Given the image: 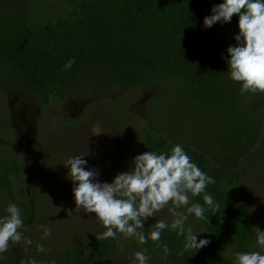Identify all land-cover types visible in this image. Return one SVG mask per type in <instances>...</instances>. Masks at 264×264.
Segmentation results:
<instances>
[{"label":"trees","instance_id":"obj_1","mask_svg":"<svg viewBox=\"0 0 264 264\" xmlns=\"http://www.w3.org/2000/svg\"><path fill=\"white\" fill-rule=\"evenodd\" d=\"M60 1L59 8L46 7L52 14L44 21L32 24L31 12L46 6L45 0H0L1 89H17L22 93L18 102L32 99L36 120L42 119L41 110L51 98L64 100L78 94L84 100L105 99L132 86L152 90L155 97L164 93L166 110H151L150 126L141 124L138 154L170 153L173 146L181 145L192 162L214 178L206 192L220 211H207V220L188 215L185 227L204 231L197 233L198 240L211 241L194 254L184 251V237L170 228L162 231L158 242L169 245L165 259L151 239L140 244L135 237L130 241L124 237L121 247L116 242L119 233L116 239L98 240L96 234L106 231L103 226L80 240L57 239L50 251H37L41 242L30 239L27 247H34L27 260L19 259L20 243L10 242L9 250L0 254V264L31 259L37 264H94L119 255L129 242L147 250L148 264H235L238 252L264 253V248L252 247L253 228L261 227L251 189L257 180L264 182V93L241 95L242 85L230 78L227 63V48L237 44L239 16L205 27L204 18L224 0ZM71 58L75 63L64 70ZM5 143L0 137V145ZM1 155L0 195L5 202L0 217L8 214L6 202L16 204L26 225L29 215L40 216L42 210L34 212L36 199L27 202L17 197L13 174L25 161L7 149ZM39 165L41 173L48 174L47 165ZM189 196V206L207 207L203 194ZM178 211L187 214L186 208ZM154 225L149 219L145 222V235Z\"/></svg>","mask_w":264,"mask_h":264},{"label":"rangeland","instance_id":"obj_2","mask_svg":"<svg viewBox=\"0 0 264 264\" xmlns=\"http://www.w3.org/2000/svg\"><path fill=\"white\" fill-rule=\"evenodd\" d=\"M58 1L45 0L46 6L43 3L44 6L35 8L30 14L31 23L52 14L47 12L50 11L48 8L61 7L63 3ZM119 94L105 99L90 96L84 100L78 94L64 100L51 98L47 107L41 110L42 119L36 120L37 109H33L32 99L18 102L22 93L12 87H0V137L6 141L0 145V156L7 149L25 161L22 168L13 174L17 197L27 202L36 199L34 212L42 210V213L40 216L37 213L29 215L24 235L46 245V250L53 248L51 246L57 239L80 240L89 233L100 232L103 227L95 214L76 211L73 182L68 177L70 167L64 164L68 158L87 154L82 157L88 161L86 167L98 170L101 182H111L118 173L129 170L132 158L138 154L139 145L143 142L141 124L150 126L148 116L151 110L165 111L168 105L162 92L155 97L152 90L132 86ZM40 163L47 165L48 174L41 173ZM251 189L254 191V211L261 231H264L262 179L257 180ZM3 200L0 195V208L5 202ZM3 207L7 209V202ZM157 219L172 222L174 217L166 207L156 217L149 218L153 223ZM42 225L51 229V235L43 239ZM118 237L116 242L121 247L124 236L119 234ZM127 241L130 240L127 238ZM20 245L19 259L27 260V253L33 252L34 245L27 247L23 240ZM137 251H140L137 245L129 242L119 255L94 264H138L134 262Z\"/></svg>","mask_w":264,"mask_h":264},{"label":"clouds","instance_id":"obj_3","mask_svg":"<svg viewBox=\"0 0 264 264\" xmlns=\"http://www.w3.org/2000/svg\"><path fill=\"white\" fill-rule=\"evenodd\" d=\"M211 11L213 14L204 18L207 28L217 22H231L234 14L239 16V33L235 35L237 44L227 48L230 78L241 83V95L257 91L264 93V0H224L214 5ZM74 63L75 58L69 59L64 70L71 69ZM85 155H73L64 164L70 167L68 177L73 182L76 211L95 214L106 229L96 234L98 240L116 239L118 233L126 238L135 237L140 244L151 239L157 242V249L163 250L165 259L170 254L169 245L158 242L166 228L184 237V251L192 254L211 243L207 238L198 240L197 233L204 231L194 232L192 227H185V222L190 214L207 220V211L212 214L220 211V205L206 192V187L215 180L192 162L181 145L173 146L170 153L147 151L136 155L129 170L118 173L111 182H101L99 171L86 167L88 161L82 158ZM189 193L192 197L203 194L207 207L199 203L189 206ZM166 207L174 217L171 224L157 219L154 228L145 235V222ZM181 208H186L187 214L178 211ZM6 211L8 214L0 217V254L9 250L10 242L13 245L22 240L29 245L32 243L24 235L27 229L19 207L9 204ZM41 228L42 239L51 235L49 227L42 225ZM253 229L256 242L252 247L264 248V231L259 227ZM37 251L44 252V246L37 245ZM146 251L135 252L134 262L148 264L150 257ZM21 264H37V261L31 259ZM235 264H264V253L238 252Z\"/></svg>","mask_w":264,"mask_h":264}]
</instances>
